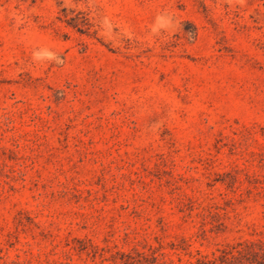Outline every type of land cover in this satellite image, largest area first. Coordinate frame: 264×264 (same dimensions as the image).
I'll use <instances>...</instances> for the list:
<instances>
[{"label":"rangeland","instance_id":"374dc122","mask_svg":"<svg viewBox=\"0 0 264 264\" xmlns=\"http://www.w3.org/2000/svg\"><path fill=\"white\" fill-rule=\"evenodd\" d=\"M150 256L264 264V0H0V264Z\"/></svg>","mask_w":264,"mask_h":264},{"label":"trees","instance_id":"16d2710c","mask_svg":"<svg viewBox=\"0 0 264 264\" xmlns=\"http://www.w3.org/2000/svg\"><path fill=\"white\" fill-rule=\"evenodd\" d=\"M247 253H250L253 256H257L259 254L258 251H254V250L246 251L245 249H236L234 251L225 252V254H227L225 256V259L227 260V262L234 263L237 259H240L242 257H245V255ZM138 255L141 256L142 258L147 259V256L144 255V254H142V253H138ZM136 261H137L136 264L137 263H140V259H137ZM214 261H215V258H213V259H206L204 262H203V260L202 261L201 260H198L199 263L202 262L203 264H213ZM150 262H151V264L153 262H155V257L154 256H150Z\"/></svg>","mask_w":264,"mask_h":264}]
</instances>
